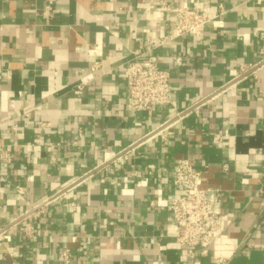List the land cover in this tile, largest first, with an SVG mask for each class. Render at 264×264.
<instances>
[{"label": "crops", "instance_id": "0c3cea01", "mask_svg": "<svg viewBox=\"0 0 264 264\" xmlns=\"http://www.w3.org/2000/svg\"><path fill=\"white\" fill-rule=\"evenodd\" d=\"M168 1L223 13L174 37L157 0H0V264H63L64 249L68 264H264V64L236 77L240 64L264 63V0ZM156 37L170 39L152 54L174 104L133 112L124 67ZM176 112L170 134L96 167ZM214 131L229 135L213 145ZM181 158L221 190L222 237L193 256L167 210ZM86 171L69 198L49 200Z\"/></svg>", "mask_w": 264, "mask_h": 264}, {"label": "built area", "instance_id": "2783aa9c", "mask_svg": "<svg viewBox=\"0 0 264 264\" xmlns=\"http://www.w3.org/2000/svg\"><path fill=\"white\" fill-rule=\"evenodd\" d=\"M239 1L241 4H245L252 0ZM157 5L160 9L172 13L174 18L172 36L174 37L191 35L198 28L209 22L216 23L214 19L217 15L223 13L221 5H218L216 9L217 14L214 15L210 7L199 2H194L191 5L187 3L174 5L168 0H157ZM169 41V37L154 38L149 42L144 59L139 60L136 57L125 65L123 76L126 85L128 107L131 111L154 113L161 108L173 107L169 72L158 66L156 57L152 54L153 49ZM260 54L263 57L262 59H264V47H262ZM171 60L174 65L181 64L179 57H172ZM96 64V62H93L90 69L94 70ZM263 64V62L240 64L236 77H243L248 74L256 77V70ZM85 84L84 82L77 83L74 87L75 93L81 94ZM178 115L179 112H176L171 118L164 119L150 131L147 137L123 149L120 153L110 156L106 162H100L96 167L126 160L128 152L134 146L150 140L153 136L160 135L163 137L166 134H170V128L178 119ZM40 126H43V124ZM228 135L227 132L214 131L210 137V141L213 145H218ZM6 151L0 146V158L5 160L9 158V154ZM225 168L224 165L223 169ZM89 175L90 171L84 172L71 186L61 189L49 200H53L59 196L69 198L71 196L70 189ZM169 175L173 187L179 191L178 195L172 198L167 207L170 215L172 236L179 246L186 248L188 255L193 256L195 249H204L219 241L222 237L221 190L218 187L202 186L200 173L194 169L186 158L177 159L170 168ZM47 203L48 201H43L35 209L41 208ZM68 205L73 206L74 203L72 202ZM19 222V220L13 219L11 226ZM21 230L27 236L32 234L31 225L28 223H22ZM1 234L0 231V238ZM61 257L63 264L69 263L70 254L68 249L62 250ZM227 263V258L218 257L216 259V264Z\"/></svg>", "mask_w": 264, "mask_h": 264}]
</instances>
